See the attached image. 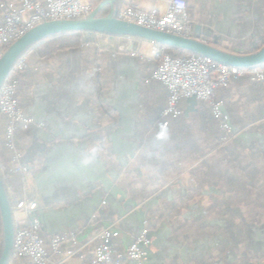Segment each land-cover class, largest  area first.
<instances>
[{"label": "crops", "instance_id": "crops-1", "mask_svg": "<svg viewBox=\"0 0 264 264\" xmlns=\"http://www.w3.org/2000/svg\"><path fill=\"white\" fill-rule=\"evenodd\" d=\"M186 2L192 35L243 54L263 44L264 0ZM77 34L76 45L56 35L26 53L16 91L31 120L15 135L19 164L29 170L18 192L37 204L41 236L76 235L79 255L64 264H88L102 228L116 251L145 229L143 264H264V84L232 79L215 91L231 125V139L216 148L217 129L200 128L198 99L178 102L179 119L162 116L166 88L141 58L151 42ZM97 75L107 109L97 108ZM4 124L0 115V146L16 173ZM71 247L67 239L60 250Z\"/></svg>", "mask_w": 264, "mask_h": 264}, {"label": "built area", "instance_id": "built-area-1", "mask_svg": "<svg viewBox=\"0 0 264 264\" xmlns=\"http://www.w3.org/2000/svg\"><path fill=\"white\" fill-rule=\"evenodd\" d=\"M99 1L0 0V57L13 41L33 26L42 21L86 16L94 11ZM162 1L166 4L163 12L144 10L128 1L121 2L117 18L180 36H191L192 25L188 20L186 0ZM146 57L157 59L158 66L153 78L163 84L167 91L162 116L179 117L181 110L178 102L194 96L204 102L218 120L224 132L223 142L231 139V125L215 91L227 86L232 79H244L248 84H264V63L251 68L231 67L195 54L172 53L167 46L152 42ZM25 67L26 54L15 62L0 86V115L5 119L3 147L11 153L14 162L12 170L19 173L22 179L29 170L19 164L21 150L16 145L15 135L27 127L31 120L23 113L16 97V73ZM0 167L3 172L1 162ZM11 201L15 224L13 256L28 259L32 264H64L67 259L79 255L80 248L74 233L55 234L48 240L41 236L40 221L34 215L37 204L28 195L16 198L11 194ZM111 237L112 232L108 228L97 231L94 255L88 264H143L147 256L146 248L150 244L145 229L139 231L124 251L112 249ZM67 239L72 247L62 252L60 245ZM51 253L56 255L53 261L50 259Z\"/></svg>", "mask_w": 264, "mask_h": 264}, {"label": "water", "instance_id": "water-1", "mask_svg": "<svg viewBox=\"0 0 264 264\" xmlns=\"http://www.w3.org/2000/svg\"><path fill=\"white\" fill-rule=\"evenodd\" d=\"M104 6H108V11L105 14L98 15ZM118 8V0H100L94 11L86 16L75 19L42 21L33 26L13 41L1 55L0 86L15 62L37 46L42 40L60 34L79 32L108 36H127L145 40L207 57L231 67L251 68L264 63V42L258 49L251 53L243 54L236 51H226L217 47L215 43H208L200 39L197 34L180 36L119 19L117 18ZM199 28L200 25H196V32ZM187 99L196 100V97L192 96ZM0 223V264H9L13 257L15 224L11 193L1 167Z\"/></svg>", "mask_w": 264, "mask_h": 264}, {"label": "trees", "instance_id": "trees-1", "mask_svg": "<svg viewBox=\"0 0 264 264\" xmlns=\"http://www.w3.org/2000/svg\"><path fill=\"white\" fill-rule=\"evenodd\" d=\"M103 8L105 9L104 12H101L100 11V13L98 15L105 14L108 11V6H104ZM59 37L61 39H63V40L66 39V38H68V41L69 42H67V43H69L70 45H76L79 42V36H78L77 33L60 34ZM64 37H66V38H64ZM48 38H50V37H48ZM48 38H46V39H44L42 41H45ZM69 44H66V45H69ZM168 49L172 53L180 52L181 54H184V55L193 54V53H190V52H187V51H184V50H180V49H176V48H172V47H168ZM141 58L144 59V60L147 59V60H149V62L154 63V66L157 68V66H158L157 59H148V58H145V57H141ZM24 69H22V70H24ZM22 70H19L16 73V76H17V79H18V88H17V90L20 89V72ZM96 83H97V99H96L97 108H99V109H107V106L105 105V103L101 99V95H102V85H101V82L99 80V76L98 75H97V78H96ZM200 102L202 103V107L204 109L203 112L205 113V117L203 118V121H201L199 123L200 124V128H201L202 124L207 125V126L210 125V124H212V126L214 128H216L217 131H218L214 135V138H215V147L216 148H220L222 146V143H223L222 138L224 136V132H223V130L221 128L218 129V124L219 123L211 115V111H210L209 107L204 102H202V101H200ZM18 103H19V101H18ZM19 105H20V103H19ZM169 118H171V117H169ZM179 118H180V116L179 117H176V118H173L172 120H176V119H179ZM156 138L157 137L155 136L153 139H156ZM5 159L6 158L3 156V153H2V146H0V162H1V165L3 167V174H4L7 182L9 183L10 190L13 192V194L15 196H17V197H21V196H23V194H21V193L18 192V187H20L22 189V187H23V179L20 176V174L13 173L12 171H9V168L10 167H9V165L7 163V160H5ZM170 165L173 167V164L172 163ZM173 171H174V173H176L175 170H174V168H173ZM14 176H16V178H14ZM0 233H1V223H0ZM15 260H16V256H13L9 264H11L12 262H14ZM30 264H32V263H30Z\"/></svg>", "mask_w": 264, "mask_h": 264}, {"label": "rangeland", "instance_id": "rangeland-1", "mask_svg": "<svg viewBox=\"0 0 264 264\" xmlns=\"http://www.w3.org/2000/svg\"><path fill=\"white\" fill-rule=\"evenodd\" d=\"M95 1V0H93ZM120 4V3H119ZM97 5V4H96ZM104 8L101 9V12H104ZM90 35H95V36H99V37H102L101 34H94V33H91ZM106 38H108L109 36H105ZM118 37H125L126 39H136V38H131V37H127V36H118ZM142 41H145V40H142ZM11 192V191H10ZM1 238V237H0Z\"/></svg>", "mask_w": 264, "mask_h": 264}, {"label": "bare ground", "instance_id": "bare-ground-1", "mask_svg": "<svg viewBox=\"0 0 264 264\" xmlns=\"http://www.w3.org/2000/svg\"><path fill=\"white\" fill-rule=\"evenodd\" d=\"M87 37V36H86Z\"/></svg>", "mask_w": 264, "mask_h": 264}]
</instances>
